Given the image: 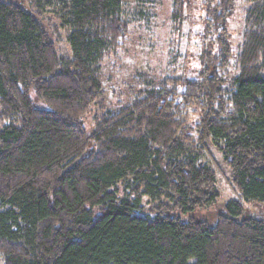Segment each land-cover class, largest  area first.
Listing matches in <instances>:
<instances>
[{
    "label": "trees",
    "instance_id": "obj_1",
    "mask_svg": "<svg viewBox=\"0 0 264 264\" xmlns=\"http://www.w3.org/2000/svg\"><path fill=\"white\" fill-rule=\"evenodd\" d=\"M128 0H56L69 55L17 3L0 0V253L4 264H264V218L226 202L215 224L161 213L213 205L217 147L244 201L264 203V0H206L200 65L93 118L100 63L126 32ZM53 1L48 2L52 4ZM182 1L172 0L173 20ZM33 89L46 108L35 107ZM198 114L195 137L186 133ZM156 203L143 214L142 198Z\"/></svg>",
    "mask_w": 264,
    "mask_h": 264
},
{
    "label": "rangeland",
    "instance_id": "obj_2",
    "mask_svg": "<svg viewBox=\"0 0 264 264\" xmlns=\"http://www.w3.org/2000/svg\"><path fill=\"white\" fill-rule=\"evenodd\" d=\"M17 3L32 12L45 27L58 54L69 55L67 29L61 25L56 0H4ZM53 1L52 4L48 2ZM181 16L173 20L172 0H128L121 9V19L126 23L125 35L118 47L107 51L100 63L102 94L94 100L81 117L87 133L93 129V118L105 110H116L130 104L146 90H160V84L168 75L193 77L200 65L199 54L206 47L204 19L206 0H181ZM245 3L236 1L228 17V29L234 52L241 40ZM35 107L46 108L33 89L29 91ZM198 114L192 113L185 132L195 137ZM201 160L216 173L219 191L217 201L207 207H196L186 213L171 207L163 210L165 215H177L182 220L194 219L215 224L220 213L227 212L225 204L239 199L244 211L238 217L264 218V203L244 201L230 177L228 165L222 160L217 147L207 142ZM142 212L154 215L156 203L142 198ZM0 264H4L0 253Z\"/></svg>",
    "mask_w": 264,
    "mask_h": 264
}]
</instances>
